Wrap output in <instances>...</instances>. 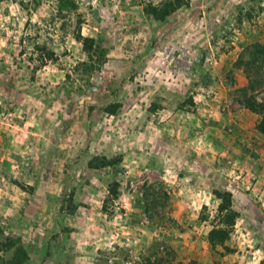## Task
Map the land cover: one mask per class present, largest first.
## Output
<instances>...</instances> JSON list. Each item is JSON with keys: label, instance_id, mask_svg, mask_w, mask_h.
<instances>
[{"label": "rangeland", "instance_id": "rangeland-1", "mask_svg": "<svg viewBox=\"0 0 264 264\" xmlns=\"http://www.w3.org/2000/svg\"><path fill=\"white\" fill-rule=\"evenodd\" d=\"M259 45L264 0H0V264H264Z\"/></svg>", "mask_w": 264, "mask_h": 264}, {"label": "trees", "instance_id": "trees-1", "mask_svg": "<svg viewBox=\"0 0 264 264\" xmlns=\"http://www.w3.org/2000/svg\"><path fill=\"white\" fill-rule=\"evenodd\" d=\"M66 4H62L61 3V9L63 10V9H65L66 8V6H65ZM76 39L77 40H79V41H81L82 43H83V45H84V47H85V49L86 50H88L90 47L88 46V43H90L91 41H90V39H88V38H83L80 34L79 35H76ZM257 52H259L258 54L259 55H262L263 57H264V46H260L259 45V48H257ZM258 62V60H256V58H253V64H255V63H257ZM254 80V79H253ZM252 79H251V77H249V79H248V85L249 86H253L254 87V83H257L258 81H256V79H255V81H253ZM204 81H206V79L204 80L203 79V84L205 85L206 83L204 82ZM255 103H254V101L252 100V103L250 102V101H246V107L249 109V110H251L252 112H255V110L258 108L257 106H255L254 105ZM260 130H262L261 129V127L259 128ZM214 194L219 198V199H221V204H220V206H219V210L220 211H226L227 213H226V220H228V223H232V221H234V219H235V217L237 216V214L236 213H234V212H232L231 210H229L230 209V194H227V193H223V194H221V193H219L218 191H214ZM224 231H222V230H213L212 231V236H211V238L213 237V235H216V234H222Z\"/></svg>", "mask_w": 264, "mask_h": 264}, {"label": "crops", "instance_id": "crops-1", "mask_svg": "<svg viewBox=\"0 0 264 264\" xmlns=\"http://www.w3.org/2000/svg\"><path fill=\"white\" fill-rule=\"evenodd\" d=\"M240 72V71H239ZM241 76H239V78H240ZM246 84V80L243 78V80H242V77H241V79L239 80V87H243L244 85ZM225 100V99H224ZM225 101H227V100H225ZM215 109H217V107L215 108ZM241 113H233V112H227V114H226V116H227V121L229 122H232V124L234 125V126H237V127H242V122H243V119H242V116L245 114V112H248V111H246L245 109H243V111L242 110H239ZM220 114H222V113H220ZM238 114V115H237ZM243 114V115H242ZM246 115V114H245ZM224 124V123H226V121H223V122H219V123H217V124H215V126L216 127H219V125H221V124ZM214 126V127H215Z\"/></svg>", "mask_w": 264, "mask_h": 264}]
</instances>
